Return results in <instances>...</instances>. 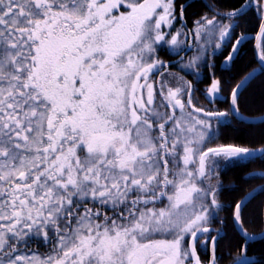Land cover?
Masks as SVG:
<instances>
[{"label":"snow or ice","instance_id":"6c2138e0","mask_svg":"<svg viewBox=\"0 0 264 264\" xmlns=\"http://www.w3.org/2000/svg\"><path fill=\"white\" fill-rule=\"evenodd\" d=\"M188 6L0 0V264H221L219 172L264 148L211 145L229 116L243 119L240 90L252 74L231 89L230 110H212L169 69L198 74L218 50L233 62L249 10L264 64V0L207 5L214 14L192 28ZM193 43L187 63L159 58L162 47L179 55ZM221 86L212 80L210 102ZM250 196L227 206L243 234L233 264H257L243 227Z\"/></svg>","mask_w":264,"mask_h":264},{"label":"trees","instance_id":"16d2710c","mask_svg":"<svg viewBox=\"0 0 264 264\" xmlns=\"http://www.w3.org/2000/svg\"><path fill=\"white\" fill-rule=\"evenodd\" d=\"M246 2V0H245ZM177 10L180 6L189 5L185 9L187 27H194L193 21L199 19L202 15L212 16L214 13L207 5L215 6L218 10H232L239 5V0H176ZM258 15L254 14V10H249L246 17V23L242 32H247L248 39L241 47L237 58L229 63L223 62L224 52H219L207 63L200 66L202 77L196 80L194 75L187 73L186 77L194 88L193 102L198 106H208L212 110H230V91L231 89L250 73L259 70L258 73L249 84L241 90L242 97L240 102V114L250 118H260L264 116V71L257 59L255 53L256 40L252 39L257 35ZM179 25V24H177ZM161 56L167 61H178L180 58L175 57L170 51H160ZM170 71H179L176 64H170ZM213 79L222 81L219 98L210 102L206 97V89L211 85ZM231 120L227 125L219 126L218 138L213 141L211 146L217 144H234L238 146L248 147L251 149L264 148V122L260 124H251L230 116ZM259 173H264V157L255 155L250 161H235L223 168L219 172V180L222 188L219 191V199L222 207L220 216L226 219V225L214 222L216 228H224L227 236L220 242L217 248V257L221 264H233L236 248L241 242L242 234L238 231L237 226L233 225L230 215V208L227 206L239 199L253 195V199L248 203V213L245 217L243 227L254 236L255 239L250 243L248 256L257 262L264 264V219L261 218V204L264 202V192H260L259 188L264 185V178ZM251 174V175H250ZM253 189L257 191L253 192ZM221 235H224L221 232ZM39 247L41 253L46 249ZM232 256H229V251ZM201 261L206 262L210 253L202 250L198 246Z\"/></svg>","mask_w":264,"mask_h":264},{"label":"rangeland","instance_id":"374dc122","mask_svg":"<svg viewBox=\"0 0 264 264\" xmlns=\"http://www.w3.org/2000/svg\"><path fill=\"white\" fill-rule=\"evenodd\" d=\"M208 16L211 17L210 15H208ZM178 26H179V25H177V27H178ZM161 50H163V52H164V51L167 52V51H170V50H169L167 47H162V48H160V49L158 50L159 58L162 59V60H164V61H167L166 59H164V58L161 56V53H160ZM219 52H220V51L218 50L215 54H217V53H219ZM170 53H172L173 56L178 57V58L184 57V61H183V63H187L188 58H191V57L197 55V53H198V48L196 47V44L193 43V46H192V47H190V48H186L184 51H181V52L179 53V55H177L175 51H170ZM212 58H213V57H212ZM212 58H211V59H212ZM179 60H180V59H179ZM179 60H178V61H179ZM167 62H169V61H167ZM202 64H203V62H202L201 64L198 65V69H199L198 74L193 73V72H191V71L188 70V69H181L179 66H178V67H179V71H172V72H173V73H176L177 75H179V76H181V77H183L185 81H189V80L187 79V77H186V74H187V73H190V74L194 75V77L196 78V80H199V79H201V77H202V72H201V69H200V66H201ZM200 107H205V108L211 109V108L208 107V106H200ZM222 119H223V118H222ZM228 120H229V121L231 120L230 116L228 117ZM217 135H218V133H217ZM244 161H246V160H244ZM216 179H217L216 177H213L211 182H212V183H216Z\"/></svg>","mask_w":264,"mask_h":264},{"label":"water","instance_id":"95a60500","mask_svg":"<svg viewBox=\"0 0 264 264\" xmlns=\"http://www.w3.org/2000/svg\"><path fill=\"white\" fill-rule=\"evenodd\" d=\"M256 44H257V41H256ZM255 53H256V56H257V59H258V62H259V64L264 68V64H262L261 63V61L259 60V57H258V55H257V48H256V45H255ZM258 73H260L259 72V70H257V71H255V72H252L251 74V77L248 79V81H247V83L245 84V86L243 87V88H245L248 84H249V82L258 74ZM249 76V75H248ZM247 76V77H248ZM242 88V89H243ZM241 89V90H242ZM240 90V91H241ZM241 115V114H240ZM237 119H239V120H241V121H243V122H246V123H251V124H260V123H263L264 122V116L263 117H260V118H250V117H246V116H243V115H241V117H243V119H241L240 117H237V116H235ZM255 156V155H254ZM253 199V195L251 194V196L249 197V200L251 201ZM237 229H238V231H239V226H237ZM242 234V233H241ZM243 235V234H242ZM249 239H250V241L252 242L254 239H255V237L254 236H249ZM197 254L200 256V254H199V251H198V247H197Z\"/></svg>","mask_w":264,"mask_h":264}]
</instances>
